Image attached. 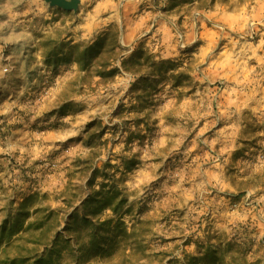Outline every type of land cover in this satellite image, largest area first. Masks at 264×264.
<instances>
[{
	"label": "clouds",
	"instance_id": "1",
	"mask_svg": "<svg viewBox=\"0 0 264 264\" xmlns=\"http://www.w3.org/2000/svg\"><path fill=\"white\" fill-rule=\"evenodd\" d=\"M142 4L152 10L144 13L135 25L136 36L125 39V12ZM63 5L73 15L60 23H52L56 9L65 10L60 0H0V125H23L17 132L0 138V155L11 158L18 155L20 164L26 161L32 165L39 161V172L48 167L49 153L56 150L55 143L49 141L77 136L89 119L100 117L105 125L121 126V133L115 138L119 143L111 152L102 151L96 163L110 162L116 177L115 187L127 201L125 207H134L148 203L162 184L166 186L169 176L166 169L175 164L169 157L179 153L188 139L185 125L190 123L192 131L199 129L192 141L193 147L203 145L211 154L197 158L194 165L185 163L187 172H177L179 183L168 191L175 194L177 209L187 211L186 219L191 222L181 230V238L175 244L155 242L149 255L160 254L162 264L169 261L188 264L186 255H196L198 246L212 244L218 255L224 251L221 245L227 244L241 251L253 245L264 249V132L258 134L255 146L245 148L243 143L248 124L256 121L264 124V0H232L230 10L218 7L215 13L201 14L193 9L183 20L166 10L167 0H159V4L156 0H63ZM202 19L211 24L205 31L212 37V42L203 46ZM76 20L80 22L75 23ZM112 30L116 32L117 44L124 49L118 50L113 62L114 69L118 70L114 82L101 87L95 95L73 97L78 103H86L89 111L72 130L55 136L32 131L38 117L46 119L44 113L63 101L70 81L85 75L77 62L79 53L87 51L90 59L93 47L102 46L104 36ZM157 36L162 39L156 40ZM49 39L63 41L62 47L50 56L43 46ZM141 39L156 41L149 47L165 73L163 82L149 81L156 88L152 98L166 100L153 119L175 105V100L168 98V90L172 77L184 69L173 71L172 64L191 57L194 68L193 94L179 105L177 113L182 123L169 127L161 122L160 134L151 148H141L139 140L129 143L130 134L143 132V125L137 128L131 118L125 124L123 118L114 116L121 100L125 107H130L134 89L144 85L140 74L123 66L124 61L133 57ZM53 66L55 80L51 79ZM213 129H219V135L210 139L205 134ZM3 131L6 129L0 128ZM175 133L179 135H172ZM241 148H245L250 162L242 166L243 175L233 177L227 170L233 154ZM76 154V150L70 153ZM80 154L88 157L89 152L82 150ZM190 155L191 149L183 153L185 158ZM103 182L98 178L89 187L88 177L80 180L82 199L100 192ZM4 203L0 200V207ZM78 206L69 207L62 201L53 205L62 211L65 220ZM106 216L115 218L111 212ZM3 219L0 215V225ZM252 229L257 231L253 233ZM155 232L168 235L160 227ZM189 237L191 242L185 248ZM34 247L28 245L29 249ZM256 258L264 261V251H258L248 261L240 256L237 264H252ZM139 264H149V261L140 260Z\"/></svg>",
	"mask_w": 264,
	"mask_h": 264
},
{
	"label": "rangeland",
	"instance_id": "2",
	"mask_svg": "<svg viewBox=\"0 0 264 264\" xmlns=\"http://www.w3.org/2000/svg\"><path fill=\"white\" fill-rule=\"evenodd\" d=\"M156 3L159 4V0H156ZM231 6L232 0H167L166 10L170 14L179 15L181 20H183L193 9L204 14L215 13L218 7L228 8L230 10ZM151 10V7L144 4L139 5L135 9L126 10V22L123 32L125 39L136 36L135 25L139 23V19L144 13ZM72 15L73 13L70 10L61 11L60 8H57L53 13L52 23H60L66 17ZM79 22V20L75 21V23ZM148 23L150 24L151 22ZM200 27L201 45L211 43L212 37L211 35H206L205 31L211 28V24L202 19ZM160 39L162 37H156V40ZM155 42V40L150 42L149 40L141 39L136 49L143 47L153 54L149 44H155ZM62 45V40L49 39L45 41L43 46L50 56L58 48L62 47ZM190 61L191 57L179 62L180 66L177 69H184V71H180L172 77L171 87L168 90V98L174 99L175 105L171 109L162 112L158 119H153V115L166 103L163 97L159 100L152 98L153 100L150 99L151 102L144 104L145 107L141 113H148V117L141 124H138L137 121V119L142 117L139 112V107L141 106L130 98V107H125L123 99L121 100V103L118 105L119 110L114 113V116L116 118H123L125 124L134 121L137 128L141 125L144 127L143 132L130 134L129 143L134 140H139V146L141 148H151L153 141L160 134L159 125L161 122L169 127H175L177 122L182 123L180 116L177 114L179 105L187 97L191 96L194 90V79L192 76L194 68ZM79 66L80 71L85 75L70 81L69 92L65 95L63 101L57 104L56 107L51 108L49 112L44 113L46 119L38 117L33 123L32 131L55 136L72 130L79 118L86 115L89 111L86 103H78L73 97L95 95L101 87H106L109 83L114 82L113 80L97 85V77L91 76L94 73V68L82 67L80 64ZM55 77L56 73L53 66L51 79L55 80ZM174 85L178 86L174 87ZM160 92L163 93L164 89H161ZM93 106L95 107L97 105L94 104ZM52 117H55V119L53 120ZM129 118H131V121ZM25 119L27 120L28 118L26 117ZM253 119L255 120V118ZM66 120L70 122H65ZM22 127L23 125L9 126L7 123L0 125V128L6 129V131L0 132V138L7 137ZM124 131H128V129L124 128ZM185 131L188 134V139L181 146L179 153H174L169 157V161L175 160V164L166 169V172L169 174L166 178V186L162 184L157 194L148 203L127 208L125 207L127 203L126 199L115 187L116 177L113 175L110 162L96 163L102 151L107 150L111 152L112 148L119 143V140L115 138L121 133V126L113 125L110 127L109 125H105L100 117L89 119L83 125L82 130L77 136H70L67 140L63 141H49V143H55L56 150L49 153L47 160L48 167L41 169L39 172H37V168L40 165L39 161L32 165H29L26 161L24 164H20L18 163V155L16 158L0 155V200L5 202L4 206L0 207V215L4 217L2 225L14 223L16 213L22 206L21 204L24 200L32 194H39L38 200L30 203L27 207L30 209V216L19 221L21 232L12 238L13 241L17 240V242L13 245L8 244V237L6 239L5 236L0 235V264H21L23 257L29 256L33 258L37 250H40V248L44 249L45 243L53 237L56 231H60L72 223L73 219L71 217L72 215L74 216V213L79 220L83 218L121 220L127 230V235L119 238L120 243L113 253L110 252L108 255L87 264H139L140 260H147L149 264H162L160 254H155L154 256L149 255L151 245L155 242L175 244L181 238L179 235L181 230L188 227L191 222L186 219L189 216L187 211L177 209L175 194L169 192L168 189L174 187L175 183H179L178 178L175 176L177 172H187L184 169L185 163L194 165L197 158H203L211 154L203 145L193 147L192 141L196 139V132L199 129L192 131L191 124L189 123L185 125ZM260 132H264V124L258 121L248 124L245 129V138L243 141L245 148L248 145H256ZM139 134L146 135V137L140 140L138 138ZM172 135L178 136L179 133ZM205 135L210 139H215L219 135V129H213ZM125 147L127 150V143ZM201 148H204V150L201 151ZM245 148H241L237 153L233 154L227 170L228 175L233 177L237 174L243 175L241 170L242 166L250 162ZM189 149H191V155L185 158L183 153L189 151ZM73 150H76L77 154L75 156L70 155ZM82 150L89 152L88 157L80 154ZM156 159H159V157ZM125 170H127V164L125 165ZM116 171L120 172L119 169ZM17 177H19L18 183ZM85 177H88L89 187H92L98 178L104 181L101 183V191L110 192L115 197L110 202L111 206L115 207V212L109 207L99 212L98 216L95 217L92 215L94 214L92 208L82 207V202L88 197L82 199V194L79 190V181ZM5 181H7V187L5 186ZM107 181H111V183H107ZM25 192L30 194L25 195ZM22 196L23 199H21ZM58 201H62L69 207L73 205L79 206L75 208V211L69 213L67 220H65L62 211L53 207ZM178 211L181 214L177 215ZM108 212L115 214V218L106 216ZM197 214L198 212L193 213V215ZM157 227H160L163 232H167L168 235H160L155 232ZM256 231L257 229H252L253 233ZM173 233H176V235H173ZM191 239L192 237H189L185 241V248H187ZM212 243L219 244L218 241ZM28 245H35V247L29 249ZM221 247L224 248V251L218 255L213 249L212 244L198 246L196 255H186L188 264H196L197 260L195 258L204 253L205 250L211 253L212 259H218V262L213 264H237V258L240 256H243L245 261H248L249 257L257 256L258 251H264V249H258L256 245L243 251L233 248L231 244L221 245ZM18 254L22 257L20 258L21 261L13 260ZM164 255L167 256L168 254L165 253ZM169 264H173V262L169 261ZM252 264H264V261L256 258Z\"/></svg>",
	"mask_w": 264,
	"mask_h": 264
},
{
	"label": "trees",
	"instance_id": "3",
	"mask_svg": "<svg viewBox=\"0 0 264 264\" xmlns=\"http://www.w3.org/2000/svg\"><path fill=\"white\" fill-rule=\"evenodd\" d=\"M174 1V0H173ZM122 51L121 46L117 44L116 32L109 31L103 39L102 46H94L91 58L89 59L88 52L79 53L78 63L82 67L94 68V73L91 76L99 77L97 85L111 82L118 73L114 69V59ZM180 63L172 64V70L175 71L180 66ZM126 70L140 74L141 80H144V85L134 89L131 94V99L136 101L141 107L139 112L143 111L144 104H148L153 97L156 88L149 83L152 79H159L161 82L165 79L164 68L157 64L148 50L139 47L134 51L133 57L123 62ZM174 77V76H173ZM178 85H174L177 87ZM161 90V89H160ZM159 90V91H160ZM141 118L137 119L138 124L144 123L148 117V113H141ZM146 135L139 134L138 138L143 140ZM105 187V185H103ZM39 194H32L21 204L22 206L16 213L14 223L3 224L0 226V235L8 237V244L13 245L17 240L13 241V237L18 235L20 231L19 221L30 216L28 205L38 200ZM114 196L110 192H94L82 202V207L92 208L93 216H98V213L111 208L114 212L115 207L111 206ZM96 204V205H95ZM72 223L68 224L64 229L56 231L52 238L45 243L43 252L37 250L36 255L32 257H21L16 255L13 260L18 261L22 258L21 264H87L93 262L110 252L113 253L118 248L120 243L119 238L127 235V230L123 226L121 220L114 221L113 219L101 220L97 219H82L72 215ZM122 235V236H121ZM121 236V237H119ZM201 254V253H200ZM196 264H213L218 262V259H212V255L208 250H205L200 256L195 258Z\"/></svg>",
	"mask_w": 264,
	"mask_h": 264
},
{
	"label": "water",
	"instance_id": "4",
	"mask_svg": "<svg viewBox=\"0 0 264 264\" xmlns=\"http://www.w3.org/2000/svg\"><path fill=\"white\" fill-rule=\"evenodd\" d=\"M60 2H61V4H62V6L65 8V10H68V6L63 5V0H60Z\"/></svg>",
	"mask_w": 264,
	"mask_h": 264
}]
</instances>
